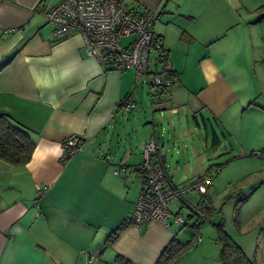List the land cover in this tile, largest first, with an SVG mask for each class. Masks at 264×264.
Masks as SVG:
<instances>
[{"label":"crops","instance_id":"1","mask_svg":"<svg viewBox=\"0 0 264 264\" xmlns=\"http://www.w3.org/2000/svg\"><path fill=\"white\" fill-rule=\"evenodd\" d=\"M62 1L0 0V114L24 128L35 143L26 164L0 159V264H155L168 242L179 238L182 228L174 221L128 226L115 240L111 237L139 195L142 146L156 140L173 180L179 163L190 172V162L201 158L196 142L191 150L185 148L200 127L193 113L206 110L214 116L210 135L203 119L205 147L213 132L218 138L235 136V129L246 124V139L263 141L264 85L251 83L256 71H249L250 62H264V9L259 10L264 0H125L129 9L159 14L154 32L169 52L174 81L164 91L151 90L149 76L118 70L100 50L89 56L79 34L58 39L44 10ZM258 74L256 81L264 80V73ZM127 99L136 105L129 113L120 108ZM167 110L179 115L169 123L174 146L180 144L176 168V157L169 158L161 142L165 127L156 123L158 112L163 116ZM147 111L154 122L144 126ZM180 111L186 112L185 119ZM142 125L138 145L130 132ZM72 135L83 138L84 150L64 164L63 145ZM245 160L249 181L246 192L240 191L246 198L239 215L241 233L257 231V242L264 240L258 220L264 213V158ZM175 205L174 216L181 202ZM237 243L248 256H264L263 245L249 254Z\"/></svg>","mask_w":264,"mask_h":264},{"label":"built area","instance_id":"2","mask_svg":"<svg viewBox=\"0 0 264 264\" xmlns=\"http://www.w3.org/2000/svg\"><path fill=\"white\" fill-rule=\"evenodd\" d=\"M44 15L58 39L79 34L89 56H95L100 50L118 70L133 69L138 78L149 76L152 90L164 91L174 85L169 52L154 32L158 12L129 9L125 0H63L46 8ZM124 38L130 40L124 44ZM135 107L131 99L120 103L126 113ZM84 144L80 136H70L63 145L62 162L67 163L72 156L83 151ZM156 151L155 139L142 146L143 177L133 212L125 220L126 227L145 226L154 221L170 225L175 204L189 195L205 192L212 185L211 173L188 184L175 185L166 170L154 161ZM216 168L217 173L222 169ZM174 223L184 226L186 219L177 216ZM93 260L94 255L89 254L88 262Z\"/></svg>","mask_w":264,"mask_h":264},{"label":"rangeland","instance_id":"3","mask_svg":"<svg viewBox=\"0 0 264 264\" xmlns=\"http://www.w3.org/2000/svg\"><path fill=\"white\" fill-rule=\"evenodd\" d=\"M128 40H130V38H124L123 39L124 44H126ZM250 63L253 64L251 65V69L249 73L250 72L253 73L256 71V77H252L253 75L251 74L252 79H249V81L254 85H264V80H260L259 82L256 81L257 79H259L258 73H260V75H263L264 73V62L252 61ZM246 64H248V62H246ZM238 67L240 66L234 67L236 73H239ZM190 68L191 70H194L196 68V65L192 64ZM246 68L247 67L245 66V69ZM221 70L223 71L224 67H221ZM215 108L220 110V112L223 114V111H221L222 108L219 107V104L215 103ZM232 109L234 110L235 108L232 107ZM193 114L196 115V117L198 118L197 120L200 123V127L198 128L196 133L193 134L194 136L191 137L192 140L190 138L188 141H186L188 146L185 148L191 150V148L194 147V145H192V147L189 145H191L192 142H196L198 149L201 152V158L199 161L197 160L195 161L193 159L194 161L192 160L190 162V172L184 171L183 168L185 164L183 162L179 163L180 166L178 167V171L175 174V176H173V181L175 182V184L178 185L186 184L190 180H196L198 178L196 176L198 172H202L203 170L207 171V169H211V172L210 171L209 172L213 176V182L209 190L207 189L203 193L206 192L209 193L213 205L215 207V213L213 214L210 221L201 224L197 230L192 228V224L194 223V221L191 220L188 221L189 226H186V229H183L184 227L181 226L182 230L181 232H179L180 241L188 242L189 240L193 239L195 235H197L199 239L194 240L193 242L194 246L182 256L178 264H220L219 254H220L221 246L216 241L217 232L214 224L219 223L222 219L225 221L226 232L231 237H233L237 242L243 244L249 254L254 252V248L257 247L258 244L261 245V247L262 245L264 246L263 238H260L257 242L255 241L257 231H253L251 228H247V229H243V233H241L242 228L241 231L238 232L234 225V211L236 205L238 204L240 198L244 196V194H242L243 196L240 194V191L244 190V192H246L245 191L247 187L246 183L247 181H249L247 177L245 178L246 168L243 167V164L246 163L245 160L246 158L252 157L251 153L253 151L259 153L264 149V139H262L263 141L250 143V141H248L245 137V135L247 134L246 133L247 129L245 130V127L248 125L246 124L245 126H243L241 131L235 129V131L237 132L235 136H230V135L220 136L219 142L217 143H213L211 136H209L208 146L205 147L204 141L206 140L207 132L204 128L205 124L203 123V119H205L204 121L207 123L208 133L210 135L211 126L215 121L214 116L212 115V113H209V111L206 110L201 113L197 112ZM193 114L189 115L192 127L195 126V122H196L192 117ZM180 115L183 117V119H185V117L187 116L186 112L184 111H180ZM142 116H146L145 119H142L143 125L148 122L150 123L154 122L153 114L151 111H147V114L146 115L143 114ZM178 116L179 115H175V116L172 115L170 111L167 110L163 112V116H161L158 112V117L156 118V123L159 124V127H161L162 125L163 127H165V131L163 133L161 142L165 144L168 157L171 158V155H174L176 157L174 158V162H173L174 168L177 167L176 163L179 157L175 154V152L176 149L179 148L180 144L176 145V147L174 146V143H176V139L173 137L174 134L173 132H171V128H169V123L171 122L170 120L172 118L178 121L177 120ZM143 125L139 126L136 129V131L130 130L132 139L135 142H137L138 145L143 140L141 139L143 136L141 132V127H143ZM185 125L188 126L187 120H185ZM136 149H138V147L136 148L134 147V150ZM263 156H253V157L262 160ZM200 162H202V164ZM217 165H221L223 167L218 173L216 171ZM202 167H204V169H202ZM193 168L195 169V171H193ZM203 193L189 195L186 197V199H189L193 202H199L201 194ZM182 213L186 218H188L189 211L187 209H184ZM176 217H177L176 215L175 216L173 215L171 221H174ZM258 220H260L263 223L262 225V229H263L264 213L262 215L260 214ZM258 232H261L260 228H258ZM249 257L252 260H254L257 264H264V256L257 257L255 259L251 254Z\"/></svg>","mask_w":264,"mask_h":264},{"label":"trees","instance_id":"4","mask_svg":"<svg viewBox=\"0 0 264 264\" xmlns=\"http://www.w3.org/2000/svg\"><path fill=\"white\" fill-rule=\"evenodd\" d=\"M263 9L264 5L259 8V10ZM213 141L214 143L219 142V138L215 132H213ZM34 149L35 143L29 133L24 128L15 125L6 115L0 114V159L15 165L26 164L31 160ZM156 152L157 154L159 153L158 151ZM263 155L264 149L260 151L259 154L255 151L251 153V156ZM158 157L159 158L156 162L165 169L161 156L159 155ZM216 167L223 168L221 165H217ZM209 171L211 172V169L204 174L210 173ZM192 181L193 180L188 183ZM172 182L175 184L173 180ZM209 188L210 186L208 187V190ZM245 200V197H241L234 211V225L238 232L241 231V224L239 220L240 209ZM180 202L181 208L176 213V216L185 217L182 211L184 209L189 211L188 218L185 217L186 224L182 226L184 228L189 226L188 221L191 220L194 221L192 228L197 230L201 224L210 221L215 213V207L208 192L201 194L199 202H193L186 198H182ZM125 220L122 227H119L116 231H114V234L111 236L112 238L114 237V240L115 237L120 235L126 228L124 225ZM214 226L217 232L216 241L221 246L219 254L220 264H257L245 253L237 241L226 232L225 221L223 219L219 223L214 224ZM111 237L108 239V245L113 242ZM198 239L199 237L195 235L194 238L188 242H182L177 236L173 237L162 250L155 264H178L182 256L194 246V240ZM126 264H129V261H127Z\"/></svg>","mask_w":264,"mask_h":264}]
</instances>
